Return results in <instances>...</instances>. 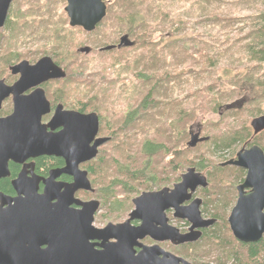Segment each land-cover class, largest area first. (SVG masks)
<instances>
[{
    "label": "water",
    "instance_id": "water-1",
    "mask_svg": "<svg viewBox=\"0 0 264 264\" xmlns=\"http://www.w3.org/2000/svg\"><path fill=\"white\" fill-rule=\"evenodd\" d=\"M65 1L64 12L71 28L93 32L106 15L104 0ZM11 2L0 0V28L4 25ZM132 45L124 35L116 46H106L100 51ZM89 51L88 47L79 50L82 54ZM12 70L21 75L14 86L19 92L37 88L48 81L61 80L66 75L48 56L33 65L21 61ZM48 111L49 103L40 88L25 98L15 99L14 114L9 121L16 125L11 127L10 122L3 121L0 126V179L8 175V161L22 163L39 156H55L64 159L65 167L52 173V177L67 174L74 181L71 184H46L43 193L39 194L38 180L31 179L28 183L21 173L12 182L18 195L16 198L0 193V264H191L158 246H144L140 241L149 237L158 242L169 241L174 246L198 241L202 236L200 229L212 226L214 221L201 219L200 199H194L188 206L184 203L190 201L198 188H207L206 177L195 168H188L171 188L143 192L134 198L133 210L125 222L96 228L93 222L99 202H81L74 195L79 190L91 191L87 173L79 170V165L94 159L98 148L108 138H96L99 130L96 114L82 115L58 105L49 124L42 126L40 118ZM250 126L254 134L262 132L264 115L253 119ZM46 127L50 131L59 127L62 130L51 133L46 131ZM205 141L207 138H200L198 133L191 134L187 146L194 148ZM221 166L246 170L228 223L237 241L257 243L264 234V153L257 145L243 147L235 159ZM246 188L251 192L243 196ZM72 204L79 209H71ZM167 209L174 211V218L191 224L188 233L181 234L178 229L161 221ZM135 220L140 221V225H131ZM156 225L162 228L156 229ZM111 240L113 242L107 243ZM93 241L100 243L92 244ZM94 246L100 250H95ZM136 248L140 251L136 252Z\"/></svg>",
    "mask_w": 264,
    "mask_h": 264
},
{
    "label": "rangeland",
    "instance_id": "rangeland-1",
    "mask_svg": "<svg viewBox=\"0 0 264 264\" xmlns=\"http://www.w3.org/2000/svg\"><path fill=\"white\" fill-rule=\"evenodd\" d=\"M114 2L115 0H106L107 4L113 5ZM57 5L56 0H15L13 2L10 15L13 19H11V23L9 25L0 29V74L3 73L9 65L16 64L23 60L35 64V62H37L40 58L47 56L40 54L37 59H31L32 57L29 58L30 55L28 54L30 52H36L38 49L45 46L43 40L38 39L41 36L40 34H42L39 30H43L45 28V22L49 19V17H47V12H50L52 16L54 14V16L50 18L51 21L58 20V14L62 11L65 5L61 10H59L60 7ZM206 9L207 12L205 14L197 12L191 19H189L190 23L187 26L185 33L188 34L192 31L194 36L201 35L204 36V38L215 36L213 39L218 43L217 45L220 46V49L213 48L217 68L213 69L211 66L209 67L210 64H204L203 66V64H200L201 61L198 57L189 59L185 54L180 52H176L174 57H168L165 65H155L157 67L160 66L159 70L162 72H171L173 77L179 74L181 80L171 83L168 91L159 95V99L157 98V100L160 101L158 110L152 111L146 115L142 114V117H139L138 121L132 125L126 126V128L124 127L126 112L139 103V101L146 94L148 85L144 82L141 83V81L137 78L135 79L132 76V73H127V71H124V68L121 69L120 66L114 69V67L111 66V62L117 55H127L131 52L140 50L130 51L125 49V51L121 53L100 51V49L106 47V45L110 46V43L116 46L119 43L120 38L125 35L124 33L112 34L111 32L114 29L109 26L102 27L101 30L90 33L82 30H76L73 33L72 38L74 39L73 43L75 44L74 46L76 47V52L81 55L76 58L77 60H75L76 62L74 66H68V80L65 82L55 81L46 85L45 91L47 97L53 99L55 98L54 94L57 95L55 98L56 101L58 99L59 103L62 104L65 109L78 110L81 108L82 104L87 106L84 111L86 113L94 112L92 110L93 107L97 109V112L95 113H99L98 116L101 118L100 126L103 128L99 131L98 136L110 138V141L108 138L109 142L107 141L99 148L97 157L82 167V169L86 170L91 169V172L89 173V180L95 189V194L89 195L85 193L83 197L82 193L81 198L84 200L93 198L99 200L101 204L100 210L95 217L94 226L96 228L102 229L108 223L116 224L125 221L128 214L133 209L132 200L138 197L141 193L147 192V188H144V185L136 183L133 184L135 186L134 189L136 190L130 193H126L124 187L115 188V197L112 199L103 198L104 193L100 192V190L108 187L111 181L116 180L117 178L119 180L121 179V174L118 173L120 168H124L128 165L133 166V163L135 165L136 163L134 160L138 163L144 160L140 149L144 141L151 139L160 142L163 141L164 144H168L170 142L172 130L169 124L175 117H180L176 114L177 111L180 112V110H183L185 112L182 113V117L185 119L184 129L187 130L188 134L186 144L190 141L189 131H192V134H196L200 131V138L209 139L205 143H199L194 148H191L193 151L185 155L184 159L180 161L175 158L174 154L155 157L153 159L152 166H154L153 168L157 170V179L167 178L166 184L161 185L171 187L173 185V181H171V179L173 177L175 179L179 176V170L181 171V174H183L186 172L187 168L191 167L188 165L189 158L194 157L200 160V154H204L207 158V162L205 163L206 169L200 171L208 174V172L212 173L214 171V169H212L213 167L225 168L221 167L220 164H223L231 159H235L236 153L241 148H249V146L244 145L242 147L241 143H237L230 145L229 148L224 149V151L215 152L213 144L211 145L208 143L214 135L226 133L229 129L231 130V128L241 127L244 124V119L248 120L247 127H249L253 118L264 115V112L260 115H250L244 112V114L232 116L230 113L223 114L221 113V109H218L214 113L213 110H210L209 102L212 100L214 101L217 98V95L215 96V93H210L211 95L209 98H204L198 93V90L204 88L209 80L206 72L205 75L203 74L204 67H206L209 72H212L210 70H218L220 75L221 71L224 72L229 70V68L232 67L231 65H236L237 62L234 61V55H232V53L235 54L237 49L240 50V45H235L234 49L230 46V44L232 42L237 43L240 41L242 44L249 42L244 39L246 38L245 35H248L249 29L251 28L250 17L254 15L255 12L258 13V10L262 11V9L259 8L256 11L252 5L246 4L242 0H219L209 5ZM214 17L227 20L230 18L232 20H230L227 24L221 20V22H216L213 19ZM114 20L116 21L115 18ZM13 29H15L16 32ZM13 32H15V35ZM183 35L185 34L181 33V36ZM31 37H33V39H31ZM159 38L160 36L158 33L153 36L154 41H158ZM239 38H241L240 41L237 40ZM129 40L131 41L132 38H129ZM226 40L229 41L225 42ZM83 47H88L90 49L88 54H82L79 52V50ZM229 49L232 50V52L229 54L227 52L225 54L224 52ZM7 57L8 59L15 60L9 65H6L4 60ZM248 66L257 65L252 63V65ZM92 68L95 73L98 69L106 70L107 68L105 72V76L107 78L104 85H100L98 82L100 77H98V75L102 74V72H99V74H93L95 75L94 80L97 81V86L92 91L87 93L82 89H78L79 84L78 82H72V77H76V72L79 70L85 71L89 74ZM262 71H264V67ZM153 72L159 74L158 68H156V71L154 68ZM189 72H194L195 74H192L190 77ZM2 75H5V73ZM219 75L217 74L216 77ZM261 93V88H251L248 92H246L241 100H248L254 96L260 95ZM61 95L62 98L59 100L57 97H61ZM235 100L234 98L226 100L223 102L222 108L225 110V107L238 106L242 102L241 100ZM252 105L255 106L253 103L248 105L249 111H251L249 113L251 114L256 113L258 110L254 107L251 108ZM261 105L262 110H264V102H262ZM253 110L254 112H252ZM192 112H194L193 119H187L189 118V113ZM159 115L161 116V119L164 120L163 122L160 121ZM152 116L157 117L155 118V124H157V120L160 122V126H158L159 130H157L156 127H153L155 132L150 130L149 127L151 126L149 123L151 122ZM111 135H114L115 139H112ZM248 142L250 144V141ZM170 144L171 143H169V145ZM175 163H180V165L177 169L173 170L172 164ZM164 170H166L165 173ZM229 175V173L228 175H225L227 176V184H231L227 185L228 188H234L239 179L241 180L244 176H240L237 171L232 173L231 176ZM107 190L110 192L109 188H107ZM209 194H211V192H209ZM195 196L199 198L204 197L205 200L210 199L200 191H197ZM218 206L220 209L223 208V212L220 209L218 210V207H216L218 210L216 211L211 207L207 210V207L205 206L206 211H204V213L207 216L213 214L218 215L219 220L224 221L229 214L231 201L225 200V202L219 203ZM186 225L187 223L185 221L180 223L177 221L172 222V226L176 229L185 230ZM220 226L223 227L224 225ZM262 256L264 257V254ZM213 257H215V255H213ZM239 259L234 262L230 260L228 264H248V261L245 260L244 257ZM212 264L217 263L214 261Z\"/></svg>",
    "mask_w": 264,
    "mask_h": 264
},
{
    "label": "trees",
    "instance_id": "trees-1",
    "mask_svg": "<svg viewBox=\"0 0 264 264\" xmlns=\"http://www.w3.org/2000/svg\"><path fill=\"white\" fill-rule=\"evenodd\" d=\"M104 1L106 5V15L96 26L94 31H99L102 27L109 26L114 29L111 32L112 34L124 33L128 38H132L131 42L133 43L131 47L121 49L114 48L107 52L121 53L125 51V49L130 51L140 50L131 52L127 55L115 56L111 62V66L114 67V69L118 66H120L121 69L124 68V71L132 73V76L135 79L137 78L141 83L144 82L148 85V90L139 103L126 112L124 118L125 128L138 121L139 117H142V114L146 115L152 111L158 110L160 101H158L157 98L159 99V95L168 91L171 83L181 80L179 74L173 77L171 72H162L159 70L160 66L157 67L155 65H165L168 57H174L176 52H180L185 54L189 59L198 57L201 61L200 64H203V66L204 64H210L209 67L211 66L213 69L217 68L213 48H219L220 46L217 45L218 43L213 39L215 36L204 38V36L201 35L194 36L192 31L191 33L189 32L190 34L188 33V35L185 31L190 23L189 19H191L197 12L205 14L207 12L206 8L219 0H115L113 5L107 4L106 0ZM242 1L246 4L252 5L256 11L259 8L262 9V11L258 10V13L255 12V14L250 17L251 28L249 29L248 35H245L246 38L244 39L249 42L242 44L240 43L241 38H239L237 40L240 42H232L230 44L233 48L235 45H240V50L237 49L235 54L232 53V55H234V61L237 62L236 65L230 64L232 67H230L229 70H223L224 72L221 71L220 75L218 70H210L212 72H209V70L204 67L203 74L205 75L206 72L209 80L204 88L198 90V93L204 98H209L211 95L210 93H215V96L217 95V98L214 101L212 100L209 102L210 110H213L214 113L218 109H221V113H230L232 116L244 114V112L250 115H260L264 112L261 105V103L264 102V71H262L264 67V0ZM56 3L58 4L57 6L60 7L59 10L66 5L65 0H56ZM64 7L58 14V20L56 21H51L50 18H52L54 14L52 16L50 12H47V17H49V19L45 22V28L39 30L42 34H40L41 36L39 35L40 37L38 38L43 40L45 46L38 49L36 52H30L28 54L30 55L29 58L32 57L31 59H37L40 54L50 57L66 74L63 79L55 80L62 82L68 80V66H74L76 62L75 60H77L76 58L81 55L76 52L72 36L76 30H82L78 27L71 28L69 26ZM213 19L216 22L222 21L227 24L232 20L230 18L227 20L219 19L217 17H214ZM10 23L11 20H9L7 25ZM13 30L15 31V29ZM15 32H13L14 35ZM156 33L160 36L158 41H154L153 39V36ZM181 33H184L185 35L181 36ZM31 39H33V37H31ZM228 41L229 40H226L225 42ZM109 45L114 44L110 43ZM227 52L229 54L232 50L229 49L224 53L226 54ZM14 60L15 59H8L7 57L4 61L6 65H9ZM252 63H255L257 66H248L252 65ZM154 68L155 71L156 68H158L159 74L153 72ZM106 70L98 69L95 73L92 68L89 74L85 71L79 70L76 72L77 76L72 77V82H78V89H82L89 93L97 86V81L94 80L95 75L93 74H99V72H102L103 75H98V77H100L98 82L100 85H104L107 78L105 76ZM192 74L195 73L189 72L190 77ZM217 74L219 75L218 77H216ZM255 87L261 88L262 93L248 100H244L245 102L242 101L241 99H243L246 92ZM56 96L57 95L54 94L55 98ZM55 98L53 99L56 101ZM57 98L61 100L62 95ZM233 98L234 100L236 99L235 101L241 100L242 102L238 106L225 107L224 110L222 108L223 102ZM250 103L255 105H252L251 108L254 107L258 109L256 113H249L251 112L249 111L248 106ZM86 107V105L82 104L78 111L84 112ZM92 110L97 112V109L94 107ZM252 112H254V110ZM182 113L185 112L183 110H180V112L177 111L176 114L180 117H175L169 124L172 130V137L169 142L171 144H164L163 141L160 142L151 139L144 141L140 148L144 160L140 163L134 160L136 163L135 165L133 163V166L128 165L124 168H120L118 173L121 174V179L119 180L117 178L116 180L111 181L108 187L100 190V192L104 193L103 198H114L115 188L118 187H124L126 193L134 192V190H136L134 189V183L144 185V188H147V191L155 190V188L156 190H159L168 187L167 185H161L166 184L167 178L157 179V170L152 166L153 159L160 155L165 156L168 154H174L175 158L180 161L184 159L185 155L193 151L186 144L188 134L187 130L184 129L185 119L182 117ZM189 114V118L187 119H193L194 112ZM257 117L259 116H256L253 119ZM98 118L100 131L103 128L100 126V116H98ZM155 118L157 117L152 116L151 122L149 123V125H151L149 126L150 130L153 132H155L153 127H156V129L159 130L158 126H160L159 120H157V124H155ZM159 119L162 122L164 121L161 119L160 115ZM247 123L248 120L244 119L245 125L243 124L241 127L231 128V130L229 129L226 133L212 136L210 139L211 141H209L208 144H213L215 152L224 151V149L229 148L232 144L241 143L242 147L244 145L249 147L257 145L264 153V130L258 134H254L253 131H251L252 128L250 126L247 127ZM111 137L112 139H115L114 135H111ZM208 139L209 138H207V141ZM248 141H250L251 145ZM206 162L207 158L204 154H200V160L194 157L189 158L188 165L191 166L189 168H195L201 173L202 171L200 170L206 169ZM179 165L180 163L172 164L173 170L177 169ZM212 169H214L212 173H201L202 175L206 174L204 176L206 177L208 186L206 189L200 190V192L205 194L207 198H210L209 200H206L207 210L211 207L218 211L220 209L218 206L219 203L225 202V200L231 201L232 199V188H228L227 186L231 184H227V176L225 175H228L229 173V176H231L232 173L237 171L241 176L244 175V172L232 166H225V168L213 167ZM166 170H164V173ZM88 172L90 173L91 169H89ZM181 175V171L179 170V176L175 179L174 177L171 179V181H173L172 184L179 182ZM107 188L110 189V192ZM0 191L12 194V189L8 180H0ZM209 192H211V194H209ZM216 207H218V210ZM220 210L222 211L223 208ZM214 217H217V219L219 218L218 215H214ZM219 221L220 222L212 229L204 232L197 242L174 247L175 253L191 264H212L214 261H216L217 264H228L230 260L233 262L238 261L241 257H244L245 260L248 261V264H264V257L262 256L264 254V237L257 243L242 244L233 238L225 220ZM220 225H224V228ZM213 255H215V257H213Z\"/></svg>",
    "mask_w": 264,
    "mask_h": 264
},
{
    "label": "flooded vegetation",
    "instance_id": "flooded-vegetation-1",
    "mask_svg": "<svg viewBox=\"0 0 264 264\" xmlns=\"http://www.w3.org/2000/svg\"><path fill=\"white\" fill-rule=\"evenodd\" d=\"M14 1L15 0H12V2L10 3V6L8 8V11H7L6 19L4 21V25L0 29L4 28L7 25V23L9 22V20H11V17H10V15H11V6H12ZM18 63H20V62H18ZM18 63L7 66V68L3 72V73H5V75H2L3 73L0 74V126L4 124V123H1V122L8 121V122H10L9 125H11V127H14L16 125L15 122L14 121L11 122L9 120H10L11 117H13V114H14L15 99L25 98V97L31 95V93L33 91H35L36 89H38V88H40V89H42L44 91L45 98H46V100L49 103V111H48V113L42 115L41 118H40V124L42 126H47L49 124V121L54 116L56 107L58 105L62 106V104H60L58 101H55L54 99H51L50 97H47V95H46V91H45L46 85L50 84L51 82H54L55 80L43 83L40 86H38L37 88L35 87V88H31V89H27V90L19 92L18 89L14 88V86L18 82V80L20 79L21 75H20V73H14L13 70H12V68L15 65H17ZM28 63H30V62H28ZM30 64L33 65L32 63H30ZM63 109L64 110H68V109H65L64 107H63ZM69 111H75V112L80 113L82 115L96 114L95 112L86 113V112H79L78 110H69ZM98 123H99V118H98ZM61 130H62V127H59L57 129H55L54 131H50V129L48 127H46V131L47 132H51V133H57V132H59ZM252 131H253V129H252ZM197 133L199 134V137H200V131L197 132ZM98 134H99V130H98ZM98 134H97L96 138H106V137H100V136H98ZM191 134H192V131H189V135H191ZM103 145H101V146H103ZM99 148H98V153H99ZM94 159H92V160H94ZM92 160L79 165V170L85 171L87 173V179L88 180H89V172L86 169H82V167L84 165L90 163ZM28 166H31V167H28ZM64 167H65L64 159L62 157H55V156H39V157H36V158L27 159V160H25L22 163H15L13 161H8V165H7L8 175L6 177H4V178H1L0 180H8L9 185H10V187L12 189V194L11 193L10 194L3 193L1 191H0V193L5 195V196H7V197H9V198H16L18 195L15 192L14 188L12 187V182L17 180L21 173H23L25 175L26 182L31 181V179L38 180L37 182H38V193L39 194L43 193V190H44L46 184H52V185L55 184V183H57V184H71V183H73L74 179L70 175L59 174L57 177H54V178L51 175L52 173H56L57 171L63 169ZM235 168H237V167H235ZM238 169H240V170H242L244 172V176H243V178L241 180L239 179L238 183L234 186V188H232L231 208H230V211H229V214H228L227 218L225 219V222H226L227 227H228L230 232H231V230H230L229 223H228V217H229L231 211L233 210V208L237 204V201H238V198H239V192H238L237 189H238V186H240L243 183V181L245 179V175H246V170L241 169V168H238ZM196 172H198V171L196 170ZM89 183H90L91 191L79 190V191H77L75 193L74 197L77 200L81 201V202H89V201H98L99 202V207H98V209H97V211H96V213L94 215V222H95L96 214L100 210V205H101L100 201L96 200V199H93V198L85 199V200L81 198V194L82 193H83V197H84L85 193H87L89 195L95 194V189L93 188L90 180H89ZM171 187H169V188H171ZM202 189H205V188H198L196 190V192L197 191L199 192ZM154 191H158V190L155 189L153 191H147V192H154ZM250 192H251V189H249V188L244 189L243 190V196L249 195ZM195 193L192 195L190 201L184 203V206H188L190 204V202H192L194 199H200L201 200V205L199 206V212H200L201 219L202 220H213L214 221L212 226L200 229L201 233L203 234L204 232H206L209 229H212L214 226H216L220 221L218 220L219 218L217 219V217L216 218L214 217L215 214L207 216L204 213V211H206V209H205L206 200L204 199V197L199 198V197L195 196ZM52 203H55V201H53ZM70 208L71 209H79V207L77 205H75V204H72L70 206ZM263 213H264V210H263ZM128 216H129V214H128ZM163 216H164V218H162L161 221L165 222L166 226L173 227L172 226V222H174V221L175 222L177 221L179 223L185 221L187 223L186 229L185 230L184 229H178V230H179V232L181 234H186V233L189 232V229L191 228V224L187 220H180V219L174 218V211L172 209L165 210L163 212ZM164 219H165V221H164ZM125 221H123V222H125ZM94 222H93V225H94ZM123 222L116 223V224H113V225L121 224ZM108 224H112V223H108ZM131 225L138 226V225H140V221H137V220L132 221ZM161 228L162 227L160 225H156V229H161ZM263 237H264V234H263ZM111 242H113V241L111 240V241H109L107 243H111ZM95 243H100V242H97V241H93L92 242V244H95ZM140 243L142 245H144V246H158L164 252L170 253V254L175 255L177 257H180L174 252V247H177V246L172 245L169 241L158 242V241L151 240L149 237H145L144 239H142L140 241ZM240 243H242V242H240ZM242 244H245V243H242ZM183 245H185V244H183ZM178 246H182V245H178ZM41 249H45V247H41ZM94 249L95 250H100V247L94 246ZM135 250H136V252L140 251V249H138V248H136ZM159 258L162 259L163 257L160 256ZM180 258H182V257H180Z\"/></svg>",
    "mask_w": 264,
    "mask_h": 264
}]
</instances>
